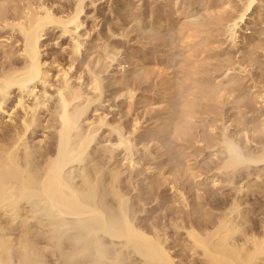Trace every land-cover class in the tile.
Instances as JSON below:
<instances>
[{
    "label": "bare ground",
    "instance_id": "1",
    "mask_svg": "<svg viewBox=\"0 0 264 264\" xmlns=\"http://www.w3.org/2000/svg\"><path fill=\"white\" fill-rule=\"evenodd\" d=\"M36 1L27 0L26 4L24 6L22 5L23 8L20 15L15 16L11 21L3 17L5 19L3 25L8 26L13 33L10 38L16 36L14 35L15 32L19 35V39L16 38L15 40L19 45V47H16V51L19 54V58L22 57V61L16 62L10 60V50L14 44L9 42V38L8 43L3 44V57L1 55L4 61L7 62L2 63L0 66V108L3 106V103L5 104L6 94L10 90L16 89V91L18 90L20 92V95L17 102L14 105L12 104L11 114L15 115L16 109L21 108L24 115H21L22 117H20L21 121L19 123H14L11 129L2 131L0 134V264H125V257L121 254L115 255V253L111 252L113 256H111L112 254L110 255L112 246L120 243L126 249L129 247L130 249L132 248L135 254L143 257L145 262L147 261L146 264H184V261H179L180 259L178 260L176 255L173 254L171 249H173L174 245L173 247L168 245L171 237L163 230L165 229L164 227L161 229L154 224L150 225V223V226L146 227L136 221L134 208L130 204V198L119 185L120 181H122L121 176H123L124 168L127 165L131 168L135 167L137 165L136 157L141 153L140 148H137V145L132 142L130 137L123 136L121 125L118 126L119 130H117L115 129L117 125L115 127L114 124L112 126L110 124L111 131H109V134L113 131L116 132L114 144L120 148L117 155L121 167H123H115L107 170V176L109 177L107 182L109 188L107 190H109L108 195L111 194L115 202L113 208L107 207L103 200L99 198V191L101 192L102 190H100L102 184L100 183V173L96 170V167L90 172L86 168L87 166H85V169H83L84 175L81 179L82 182L79 185L74 182L70 172L66 171L67 165L73 162L75 163V161L80 163L97 131L104 125L109 126L107 113H97L96 118L94 116L95 119H90L87 116V111L92 105H94L93 111L95 113L97 111L95 103H100L99 101L103 94V79L97 73H94L93 69L88 66V63H84L89 75V80L86 83L82 80L80 72L73 80L71 79L69 71L71 70L72 58L79 49L78 40L75 38L69 42L68 50L66 48L67 52L65 53H67V57L69 58L66 67L65 64H61L55 58L48 62L43 57V37L46 30L50 27H61L62 34L67 31L77 30L82 24L79 23L78 19L85 8V0H70L72 4L67 11L60 9L56 11L51 5L45 4V1ZM94 1L90 0V5L94 6ZM243 1L239 12H237L236 19L238 20H234L232 24L233 28L228 33L233 46L240 44V35L235 29V26H237L238 21L243 19L254 2V0ZM199 2L200 0H192L186 5L184 3L181 5L179 0H172L171 3L166 5L162 4L161 7L157 6L155 10H151L147 21L154 31L153 41L155 43L156 41L162 43L165 40L167 44L165 37L169 35L168 32L172 33L170 31L173 29L175 22L178 21L180 23L182 20H188L192 16L194 4H199ZM53 6L55 5L53 4ZM59 6L62 8L61 5ZM133 11L131 12L133 13ZM90 18L93 21L95 20L93 15ZM194 23L184 21V23L180 24L179 29H187L188 31L189 27L190 31V27L194 29ZM94 26H96V23ZM180 30L177 33H180ZM5 47L6 49H4ZM7 48H11L9 52ZM99 49H102L105 58H108L110 62L116 59L118 49L116 50L114 45L103 43ZM170 60L173 61L171 58ZM249 65L251 66L252 63L250 62ZM52 68H54V73H51ZM239 70H242V68L240 67ZM232 73H236L234 68ZM234 76L229 77L232 80ZM164 84L168 87L167 81ZM51 87V93L56 98V108L51 118L52 121H49L47 127L52 128L54 131L53 134L55 133L56 146L54 149H45L44 152H41L40 142L42 139L39 140L38 145L30 147L25 137L27 132L38 123L37 116L34 115L36 109L39 111L40 109L48 107V99L50 96L47 93H49L48 88ZM169 87L172 90V87ZM179 87L182 86L179 85ZM24 88H26V93ZM23 91L25 96L27 94L28 96L33 95L36 97L32 107L27 104L24 95L21 94ZM128 94L130 97L132 96L129 89ZM173 95L177 96L175 92ZM261 95L262 93H260ZM179 96L181 97L180 92ZM164 97L166 98L165 95ZM189 102L188 105H185L188 107L183 106L186 108L184 110L186 113L190 111L191 103L189 104ZM27 109L33 111L31 117L27 116L29 112ZM163 109L165 110V108ZM163 109L161 110L162 112ZM174 111L176 110L174 109ZM166 112L171 115V111ZM183 116L181 117L184 120L188 117ZM161 117L163 116L161 115ZM167 118H164V123L166 126H169ZM179 119L175 122L176 124L174 120L173 123H170L172 125L174 124L173 128H176V131L178 130L180 134L185 135L187 127L182 123L183 119L182 121L181 118ZM10 120L12 121L11 118ZM81 122L85 123L84 129L78 128ZM232 122L238 123L239 125V120L237 121L235 118L234 120L232 119ZM132 123V130L128 131V134L133 136L134 133H137L139 126L136 118ZM231 125L233 124L230 122L229 124H222V130L219 133L220 136L218 135L219 139L217 142L213 145L206 146V148H209L208 154L206 155H209L211 157L210 159L213 156V159L216 160L213 165L214 171L208 174L204 172L202 175L197 171V173H194L195 171L193 172L189 167L191 172L189 171L187 174H189V180L191 177L200 185L211 184L210 186H217V184L222 185V183H226V186L230 185L234 189L235 195L228 201L224 202L223 200L221 210L219 209L220 212L217 210L218 214L212 215L213 217L210 216V213V217L208 219L205 218L206 220L200 225H195L190 222L185 224L183 219L178 216L171 221V229H174L176 232L180 231V229L183 230V235L181 236L185 235V238L181 240V236L178 237L182 241L179 245H182L183 247L180 248L186 249L185 251L189 253V262H194L197 259L199 260V264H264V211H261V215L258 214L259 217L258 215L256 216V208L251 209L248 201L241 202L242 197H239L244 188L247 187V183L253 177L260 178V174L250 168V164L257 165L258 163H264V142L260 139L258 141L259 146L254 144L258 147L251 149L248 146L250 140L246 138V132L243 129L236 131L234 137L229 134L228 131ZM254 132L257 136L260 132L264 135V124H261V129H257V127L255 129L253 128ZM241 133L246 138L244 139L246 142H243V145L242 143H238ZM168 134L170 135V132ZM158 138L159 136L157 137L155 134L150 133L147 142H152L153 144L156 141L155 146L157 149L160 147L161 150L162 145L160 144V138L159 140ZM106 140L110 141V139ZM147 142H143L145 144L140 147H143L142 153L150 154ZM100 154L105 155L106 159L107 155L109 159L114 157V154L108 151L106 146L102 147ZM163 154L165 155V153ZM183 158L185 159V157ZM185 162L187 163L186 160ZM185 169L186 167L183 170ZM146 170L148 174H151L154 172L155 167L148 166ZM107 171H105L106 174ZM170 186L171 189L174 188L172 185ZM103 188L105 189V187ZM178 194L181 195V198L184 196L182 192H178ZM103 199L105 200V196ZM138 201L141 203L142 200L138 199ZM182 201H184L183 198ZM140 203L139 205L141 206L143 203ZM242 204L246 205V207H242L244 206ZM252 214H254V217L251 216ZM16 230L19 234L14 233ZM179 239L178 242H180Z\"/></svg>",
    "mask_w": 264,
    "mask_h": 264
},
{
    "label": "rangeland",
    "instance_id": "2",
    "mask_svg": "<svg viewBox=\"0 0 264 264\" xmlns=\"http://www.w3.org/2000/svg\"><path fill=\"white\" fill-rule=\"evenodd\" d=\"M26 1L27 0H0V28L2 27L0 29V66L2 63L7 62L2 58L3 44L6 43L13 34L8 26L6 27L3 25L4 20L8 18L7 20L11 21L15 16L20 15ZM37 1H45V4L51 5L56 11L59 9L67 11L72 4L70 0H67V3L66 0ZM171 1L172 0H95L93 6L90 5V0H85V8L78 19L79 23L82 24L77 30L74 31L71 29L72 31H67L64 34H62L61 27H50L46 30L43 37V57L48 62L55 58L61 64H65L66 67L69 62L67 53H65L68 50V44L73 38L78 40L79 49L78 52L74 54L76 57L73 56L74 59L72 58L69 76L73 80L80 72L82 80L86 83L89 80V75L84 63H88V66L93 69L94 73H97L103 79V94L99 101L100 103H95L97 111L96 113L93 111L94 105H92L87 111V116H89L90 119H95L97 113H107L108 125L110 126L111 124L112 126L114 124L115 127L117 125L116 128L113 126L117 130H119L118 126L121 125L123 136L130 137L132 142L135 143L137 148H140L141 151L136 157L137 165L133 168L127 165L124 168L123 176H121L122 181H120L119 184L130 198L131 203H129L132 204V208H134L136 221L146 227H149L151 224L161 229L164 227L165 229L163 230L171 237L168 245L170 247L174 245L171 250L173 254L176 255V258L178 260L180 259L179 261H184V264H199V260L197 259H195L194 262H189V253L185 251L186 249H181L180 247L183 246L179 245L182 242V238H185V235L181 236L183 235V230L180 229L177 233L174 229H171V221L178 216L183 219L185 224L190 222L195 225H200L208 219V217H213L218 211L220 212L223 200L224 202L228 201L235 195L234 189L230 185L226 186V183H222V185L217 184V186H210L211 184L200 185L191 177L189 180V174H187L189 171L191 172V170H193V172L195 171L194 173L198 172L202 175L204 172L208 174L214 171L213 165L216 160L213 159V156L212 159H210L211 157L206 155L209 150L206 146L213 145L217 142L220 136L219 133L222 130V124L225 125L230 122L234 125H231L228 131L233 137L236 131L243 129V131L246 132V138L250 140L248 146L251 149H255L259 146L258 141L260 139L264 142V135L261 132L258 133V136L255 135V132L253 133V128L255 129L257 127V129H261V124H264V0H254L246 15L241 21H238L237 26H235V29L240 35V44L238 46L232 45L228 33L231 28H233L232 24L237 17V12H239L244 2L243 0H200L199 4H194L192 16H190L188 20H182L180 23L176 21L177 23L175 22L173 29L170 31L172 33L167 31L169 35H166L165 38L168 45L165 43V40L162 42L163 44L160 43V41H156L155 43L153 41L154 31L147 21L149 14L151 10H155L157 6L161 7L162 4L166 5L171 3ZM191 1L192 0H179V3L181 5L183 3L186 5ZM53 4L55 6H53ZM57 4L61 5L62 8ZM131 11H133V13ZM91 15L95 17L94 21L90 18ZM184 21L195 22L193 24L194 29L190 27L191 30L189 31L188 27V31L187 29L180 30V24L184 23ZM93 23H96V26H94ZM179 30L180 33H177ZM167 32H165V34H167ZM14 35L16 36L10 38V40H12H9V42H12L15 46L12 45V49L10 48L11 50L9 48L7 49L8 52L10 50V60L21 62L22 57L19 58V54L16 51V47H19V45L15 41L16 38L19 39V35L16 34V32ZM153 42L154 44H152ZM103 43L112 44L116 50L118 49V53L116 54L117 57L114 61L110 62L108 58H105L102 49H99ZM4 49H6V47ZM170 58L173 61H171ZM250 62L252 63L251 66L249 65ZM240 67L242 70H239ZM233 68L236 71L235 74L232 73ZM53 69L54 68H52L51 73H54ZM233 75L236 77L234 76L232 81L229 76ZM166 81L168 87L164 84ZM209 84L210 86H208ZM179 85L182 87H179ZM169 86L172 87V90H170L171 88ZM168 88L171 93L168 91ZM25 89L26 88H24V91ZM128 89L132 93L131 97L128 94ZM208 89L212 91L209 92L207 91ZM48 90L49 93H47V95L50 96L48 99L49 108H43L39 111L36 109L34 115L37 116L38 123L27 132L25 137L30 147L38 145L39 140L42 139L40 142L41 152H44L45 149H54L56 146L55 133L53 134L54 131L52 128L47 127L55 112L56 98L55 95L51 93L52 87L48 88ZM231 90L233 91L231 92ZM24 91L23 93L21 92V94L24 95L26 93V91L25 93ZM174 92L177 96L173 95ZM179 92L181 97L179 96ZM260 93H262L263 96H260ZM6 95L5 104L3 103V106L1 105L2 107L0 108V134L2 131L11 129L14 123H19L21 121V115H24L21 108L16 109L17 116L16 114H11L12 106L17 102L20 92L13 89ZM187 95L188 97H186ZM24 98L27 104L32 107L36 97L26 94ZM188 102L192 105L190 104V111L186 113L184 111L186 108L183 106L188 105ZM174 104L175 106H173ZM161 108H165V110L169 112L171 111V115L164 109L163 113ZM174 109L176 111H174ZM28 111L29 115L27 114V116L31 117L33 111ZM161 115L164 118L168 117L169 126H166L164 118L161 117ZM183 115L188 117L184 120V118L181 117ZM135 118L138 121L139 127L137 133H134L132 136L128 134V131L132 130V122ZM179 118H181V121L183 119L182 123L187 127H185V135L180 134L178 130L176 131V128H173L174 124H171L173 120L174 123L180 120ZM234 118L237 121L239 120V125L238 123L232 122ZM79 124V129L85 128V123L81 122ZM109 126L104 125L97 131L80 163L75 161V163L73 162L67 165L66 171L70 172L74 182L79 185L82 182L81 179L84 175L83 169H85V166H87L86 168L89 169L90 172L96 167V170L99 171L101 176L100 183L102 184V188L100 187V190H103H101V192L99 191V198L103 200L107 207L113 208L115 202L111 194L108 195L109 190H107V188H109L107 183L109 179L107 170L115 167H123H121L117 155L120 148L114 144L116 132L113 131L109 134V131H111V126ZM211 128L214 129L212 130ZM187 130L189 131L187 132ZM169 132L171 136L168 134ZM150 133L153 135L155 134L157 137L159 136L160 144L162 145H160L161 150L163 148L162 151L160 147L158 148L159 151L155 146L156 141H154L155 143L153 144L152 142H147ZM252 133L255 137L252 136ZM239 138L238 143H242L243 145V142H246V140L244 141V139H246L244 134L242 135L241 133ZM106 139H110V141ZM143 142H147L149 145L150 154L142 153L143 147L140 146L145 144ZM163 142L164 144H162ZM103 146H106L108 151L114 154L115 158L109 159L107 155L106 159L105 155L100 154ZM162 152L165 153V155ZM183 157H185V159ZM179 160L180 162H178ZM257 165L250 164V168L258 172L260 178L253 177L249 181L250 184L248 182L247 187L244 188L239 195V197L243 199H241V202L248 201L251 209L256 208V216L258 214L261 215V211H264V163H258ZM148 166L155 167L154 172L151 174H148L146 170ZM184 167H186V172L183 170ZM105 171H107V174ZM222 177L224 178V176ZM170 185L174 188L171 189ZM103 187H105L106 190ZM178 192H182L184 201H182L181 195H179ZM102 196H105V200ZM138 199L142 200L141 203ZM139 203L143 204L140 206ZM242 207H246V205ZM207 210L208 212H206ZM253 215L254 214L251 216ZM14 233H18V231L16 230ZM180 236L181 240L178 238ZM178 239L180 242H178ZM112 247L110 255L112 254L111 256H113V253H115V255L121 254L125 257V264H146L147 262H145L143 257L135 254L132 248L130 249L129 247L126 249L121 243L115 244V246Z\"/></svg>",
    "mask_w": 264,
    "mask_h": 264
}]
</instances>
